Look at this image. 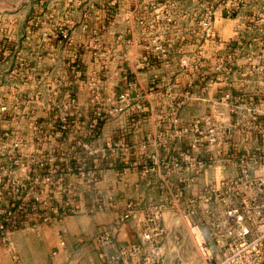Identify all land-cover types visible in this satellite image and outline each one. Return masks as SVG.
<instances>
[{
    "label": "rangeland",
    "instance_id": "obj_1",
    "mask_svg": "<svg viewBox=\"0 0 264 264\" xmlns=\"http://www.w3.org/2000/svg\"><path fill=\"white\" fill-rule=\"evenodd\" d=\"M147 5L160 11L140 9ZM251 23H264L262 0H0V245L16 224L50 225L52 216L84 219L109 208L119 214L97 244L116 247L113 231L129 225L139 236L158 234L160 260L185 258L189 247L194 252L188 222L207 233L222 207L198 199L214 196L215 182L230 177L231 140L248 132L244 108L239 129L233 127L230 95L233 84L238 95L245 92L247 78L236 70L247 68V40L264 32L251 30ZM142 39L141 52L155 54L152 66L141 55L123 60L120 54H140L127 46ZM151 98L161 110L154 138L137 143L133 134L108 133L96 141L106 122L143 111L140 103ZM168 146L172 156L148 157L164 178V192L180 194L170 188L173 181H206L186 203L118 210L112 190H104L93 210L86 207L103 167L117 168L123 180L140 150ZM199 163L203 170L195 168Z\"/></svg>",
    "mask_w": 264,
    "mask_h": 264
},
{
    "label": "crops",
    "instance_id": "obj_2",
    "mask_svg": "<svg viewBox=\"0 0 264 264\" xmlns=\"http://www.w3.org/2000/svg\"><path fill=\"white\" fill-rule=\"evenodd\" d=\"M142 8L144 9L141 6L140 9ZM142 42H144L143 39L136 43L131 41V43H134V46H127V44L130 45L129 40L123 42L121 46L124 48L126 46L129 48L136 47L133 48L134 51H138V48L140 50V54L135 52V56L131 53L126 56L125 50V52L120 53L123 60L138 59L139 55H141L140 59H148L152 66L156 62L154 58L152 59V56L155 54L141 52V46L144 45ZM163 43L173 44L174 42L167 39ZM151 84L155 85V82H151L143 87H148ZM234 89L233 84L231 93H234ZM153 99L151 98V100L140 103L143 108L141 112L130 109L117 118L116 121L110 120V122H106L99 130V136L96 141L103 143L108 133L110 138L119 133L133 134L134 140L137 143L148 142L150 138H154L155 135L161 132L162 127L156 119L159 114L158 112L161 110H158L159 107ZM163 152H166L170 156L174 154L172 146H168L164 151L156 148H149L144 151L140 150L136 154L137 166L131 171L132 175H128L123 180H119L120 175H118L117 168L103 167L102 178L94 186L89 187L91 188V192L90 196H87L86 207L89 206L88 208L93 210V207H90V205L94 206L98 199L104 198V193L107 192L104 190H112L110 193H107L110 196L109 198L120 206L118 210L121 207L126 208L127 204L143 206L149 202L158 203L161 201H166L167 203L171 201L172 204L186 203L190 196L199 193L200 189L206 186V181L204 178L199 180L194 179L191 183L187 181H173L174 188H170L179 189L181 191L178 192V194L180 193L178 195L180 198L176 194L174 195V192H164L166 191L164 190L166 185L161 172L158 169L155 171L156 169L148 161L149 156H152L154 153L162 156ZM145 169H149L150 171L145 172ZM153 171L155 174H153ZM128 173L130 174V172ZM117 189L118 192L116 193L115 190ZM118 212L105 208L103 212H93L94 214L91 213L84 219L66 217L56 220V216H52L54 219L50 225L32 223L34 220L29 224H16L7 233L8 243L5 246L0 245V264H97V262L103 264L105 259L113 254L115 249L120 245L130 242L138 243L139 241L137 230L134 231L132 226L123 225L120 231H113L116 247L105 248L97 244L100 233L109 234L110 226L116 219L117 214H119ZM138 219L142 221V215ZM61 232H64L62 237L60 236ZM61 242H64L63 246H60ZM172 250L169 252L172 253ZM181 253L183 254V251ZM193 257L194 260H192ZM162 259L164 264L198 263L197 254L195 251L190 250V247L185 258L167 255L164 258L162 257Z\"/></svg>",
    "mask_w": 264,
    "mask_h": 264
},
{
    "label": "built area",
    "instance_id": "obj_3",
    "mask_svg": "<svg viewBox=\"0 0 264 264\" xmlns=\"http://www.w3.org/2000/svg\"><path fill=\"white\" fill-rule=\"evenodd\" d=\"M143 7L147 12L160 11L158 6ZM238 9L235 7L232 11ZM249 28L264 31V23L262 26L251 23ZM262 34V37L252 36L247 40V68L236 70L235 75L247 78L245 92L238 95L234 89L230 95L235 106L233 127L239 129L238 114L244 108L248 132L233 135L229 152L230 177L215 182L214 196L198 199L204 203L215 201L222 207L217 210L215 219L208 221L207 233L200 224H187L186 234L198 256V263L193 264H264V32ZM179 156L189 163L188 156ZM205 165L199 163L195 168L203 170ZM4 231L5 226L1 225L0 234ZM156 237L158 234H140L138 244L118 247L104 264H164L159 259L161 250L155 243Z\"/></svg>",
    "mask_w": 264,
    "mask_h": 264
}]
</instances>
